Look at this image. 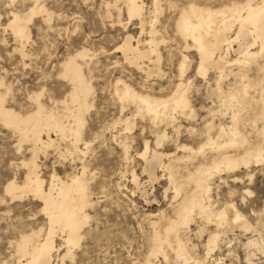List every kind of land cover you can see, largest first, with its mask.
<instances>
[{
    "label": "bare ground",
    "instance_id": "bare-ground-1",
    "mask_svg": "<svg viewBox=\"0 0 264 264\" xmlns=\"http://www.w3.org/2000/svg\"><path fill=\"white\" fill-rule=\"evenodd\" d=\"M10 1L13 6L15 0ZM118 1L120 0H110L106 5L116 9L119 17ZM122 1L128 15L123 24L138 20L141 33L138 38L128 33L118 47L119 50L128 63L144 72L147 77L164 74L160 66L163 56L159 48L164 38L158 37L160 30L156 24L165 0H151L150 7L145 0ZM170 3L173 6L175 4ZM15 10L11 11L5 30H11L19 42L16 50L24 59L29 56L26 50V43L31 35L29 24L36 14L42 13L50 26L53 12L43 0H32V5L26 12ZM176 27L184 45L178 65V82L171 88V92L156 95L139 90L127 75L123 76L125 68L120 70L121 76L112 84L110 82V93L119 104V115L114 120V127L119 130L113 141L117 142L122 160L127 166L134 158L129 151L137 120L150 124L148 130L154 140L145 138V150L139 153L140 159L142 158L141 175L147 180L142 182L143 179L133 167L126 169L130 171V181L135 186L132 192L141 194L150 202L147 187L155 188L156 184L167 183L164 198L166 203L169 202L172 214L166 215L165 210L146 214L152 228L151 246L142 264H155V258L159 255L164 259L172 257L173 264H205L210 258L218 263L217 260L222 259L214 258L212 254L219 248L225 226L234 224L249 230L251 224L243 219L234 204L231 205L234 209L232 218L228 215L226 205L219 209L214 205V180L218 175L224 180V173L248 169L264 161V77L259 76L261 78L255 80L248 74V70L255 67L252 65L259 64L264 58V0H232L220 7L192 0L180 8ZM143 35L147 36L145 40ZM192 51L199 58L197 74L205 83L211 84V71L217 73V85L207 92V98H211L213 93L219 106L211 101L213 105L209 108L204 105L197 108L194 102V79L188 77L192 63L189 53ZM90 55L89 49L82 48L66 56L59 64V76L64 77L70 86L64 98L55 99L51 96V104H47L43 101L46 93L43 86L39 91L29 94V99L35 106L26 112L17 111L8 105L13 86L5 76H0V120L18 135L20 145L23 141H28L31 145L30 156L23 157L20 161L25 169L23 178L13 175L3 185L4 197H0V200L7 202V196L11 203L27 199L40 202V211L46 219L43 225L20 231L10 241V247L14 248L15 264H63L66 257L74 258V249L91 229L87 226L94 215L89 210L99 201H95L93 197V172L91 173V162L86 158L88 151L92 150L93 140L84 136L85 125L89 129L90 123L87 116L95 106L97 97L92 84L94 68ZM115 63L119 64L118 61ZM260 66L258 69L264 72V65ZM234 68L238 71L232 72ZM230 73L233 74L231 77ZM230 78L233 82L224 86V82ZM253 88L258 89L254 92ZM253 106L256 109L251 115ZM201 111L209 112L210 116L209 121L205 119L203 129L196 126L199 124ZM184 122L192 125L185 126ZM251 122L257 125L256 132L261 138L256 143L242 129V126L252 124ZM260 125L261 128L258 127ZM146 128V125H142V134ZM169 129H173L172 135L175 138H171ZM182 136L198 140V145L181 141ZM66 139L70 141L62 146L61 140ZM169 140L175 146L174 152H167L166 144ZM50 148H55L54 151L61 156L70 155L71 160L69 166L63 163L58 165L55 163L58 157L52 163L50 175L45 178L43 170L48 169V166L40 159V154L47 159L50 157ZM59 169L65 171L64 176L60 175ZM238 177L233 176V180H238ZM119 186L123 184L119 182ZM153 218L165 219L166 222L162 225ZM199 220L216 226L214 231L209 232V238L203 245V255L192 250L196 244L191 236L197 237L202 233L199 227L196 226V233L192 227ZM58 234L62 240L60 246L56 241ZM247 245L262 249L253 238ZM61 248H66V253L63 256L58 253L56 258L55 253ZM55 260L58 261L55 263ZM247 261L248 264H254L250 256Z\"/></svg>",
    "mask_w": 264,
    "mask_h": 264
},
{
    "label": "rangeland",
    "instance_id": "rangeland-1",
    "mask_svg": "<svg viewBox=\"0 0 264 264\" xmlns=\"http://www.w3.org/2000/svg\"><path fill=\"white\" fill-rule=\"evenodd\" d=\"M43 1L53 12L50 26L44 20L42 13L34 16L29 24L31 35L26 43L29 56L23 59L19 54L20 52L16 50L19 42L15 39L11 30H5V26L9 22L11 11L17 9L26 12L32 5V0H15L13 6L10 0H0V76H5L6 80L13 86L8 105L17 111L26 112L35 106L29 99V94L33 91H39L43 86H45L46 92L43 101L47 104H51V96L55 99L64 98L70 86L64 77L59 76V64L66 56L82 48L89 49L91 54V63L94 68L93 75L95 76L92 77V82H94L92 84L96 90L95 92H97V97H95V106L90 109V114L87 116L90 123L89 129H86L85 125L84 136L93 140L90 148L92 150L88 151L86 158L91 162V173L93 172V197L95 201L98 200L99 202L89 210L94 215L87 226L91 228L90 231L80 241L79 246L74 249V258L66 257L63 264H142L151 246L152 228L146 214L165 210L166 215H171L172 208L164 198L166 182L156 184L155 188L147 187L150 202H147L141 194H133L132 192L135 186L130 181V171H126V169L133 167L140 174L139 177L143 179L142 182L147 180L141 175L142 158L140 159L139 153L145 150V138L150 141L154 139L148 130L150 124L148 125V123L138 119L136 129L132 134L133 138L131 137L132 143L129 151L134 158L126 166L124 160H122V153L120 154L121 151L117 146V142L113 141L119 130V128L114 127V120L119 115V104L110 93L111 84L117 77L122 75L120 70L125 68L126 71L123 72V76L127 75L139 90L149 91L156 95L171 92L178 82V65L184 45L182 36L177 31L176 19L180 8L192 0H165L163 2V9L159 14V21L156 25L160 30L158 37L164 38L159 45L163 56L160 66L164 74H153L149 77L128 63L122 51L118 48L128 33L136 38L141 33L138 20L123 24L127 21L128 15L122 0L117 2V9H120L119 17L116 9L108 8L106 5V2L110 0ZM195 1L204 5L220 7L232 0ZM145 2L150 7L151 0H145ZM170 2L175 3L174 6ZM145 37L147 38L146 35L142 36L144 40ZM189 55L192 58V63L188 71V77L194 79V90L192 89V91L194 92L193 99L197 108L202 105L209 108L213 105L211 101L215 102V106H219L220 103L218 104L213 93L211 98H207V92L217 85V73L211 71L209 74L211 84L205 83V80L196 71L199 61L197 53L192 51ZM261 60L259 64L254 63L252 66L255 67L248 70L249 76L252 75L251 77L255 80L264 77L263 70L258 69L260 65V67L264 65V58ZM116 61L119 64H116ZM235 71H238V69L234 68L232 72ZM232 75L229 74L230 77ZM231 81L233 82L231 78L229 81H225L224 86L227 87V84ZM257 89L253 88V91L256 92ZM255 109V106H253V111H250L251 115H253ZM200 114L199 124L196 126L203 129L205 119L209 121L210 116L207 111H201ZM189 124L192 125L184 122L185 126H189ZM142 125L147 127L144 134H142ZM254 125L256 124L249 123L242 126V129L247 131L246 133L251 141L256 143L261 141V138L256 132L257 125ZM258 127L261 128L262 126ZM99 133L101 137L98 136ZM169 133L171 138H175L173 129H169ZM17 136L13 129L0 120V197H4L3 185L13 175L23 178L25 169L20 161L21 158L29 157L31 154L30 142L23 141L20 145ZM52 136L56 137L53 133ZM69 141V139L61 140L62 146H65ZM181 141L198 145V140H191L188 136H182ZM54 149L50 148V155L48 154L50 157H47V159L43 154H40V159L47 164L49 169L43 170L45 178L50 175L52 163L58 157L55 162L58 165L63 163L69 166L71 160L70 155L61 156ZM166 149L167 152L175 151L172 140L167 141ZM13 163H16V165ZM59 173L62 176L65 175L63 169H59ZM233 176H239L238 180L234 181ZM222 177L224 180H221L219 175L214 180L215 184L212 191L214 205L218 209L224 208L226 205L228 215L232 218L234 209L231 205L234 204L243 215V219L251 224V229L245 230L234 224L225 226L219 248L213 252L212 257L221 258L223 261L217 260L219 264H248L247 257L250 256L254 264H264V161L259 165H252L248 169L241 168L233 173H224ZM119 182L123 186L120 187ZM169 196L171 198L172 194ZM156 197H158V200ZM5 198L7 202L0 200V264H15L14 248L10 247V241L14 240L20 231L43 225L46 219L40 211L42 203L30 199L24 202L11 203L8 202L10 200L7 196ZM153 219L159 221L162 225L166 222L165 219ZM196 226L199 227L198 229L202 233L197 237L195 235L191 236L193 243L196 244V247L192 250L194 253L203 255V245L209 238V232L214 231L216 226L213 223L207 224L205 221L199 220L192 226L195 233L198 231ZM252 238L259 242L262 249H258L254 245H247ZM56 241L59 246L62 244L61 235H57ZM58 253L63 256L66 253V248H61L59 252H56V258L59 255ZM169 254L172 255L171 251H169ZM57 261L55 260V263ZM59 262L61 263V261ZM218 263L211 258L205 262V264ZM155 264H173L172 257L164 259L162 255H159L155 258Z\"/></svg>",
    "mask_w": 264,
    "mask_h": 264
}]
</instances>
